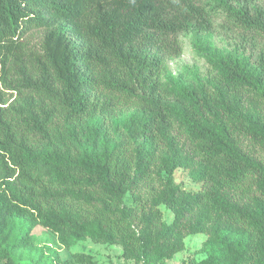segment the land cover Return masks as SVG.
Returning a JSON list of instances; mask_svg holds the SVG:
<instances>
[{"label": "trees", "instance_id": "trees-1", "mask_svg": "<svg viewBox=\"0 0 264 264\" xmlns=\"http://www.w3.org/2000/svg\"><path fill=\"white\" fill-rule=\"evenodd\" d=\"M213 1L257 53L210 45L207 83L166 87L179 33L210 29L200 0H0V264H98L39 250L37 226L65 248L120 245L135 264L199 233L206 257L190 264H264V8ZM131 109L108 136L103 120ZM179 168L198 188L175 182Z\"/></svg>", "mask_w": 264, "mask_h": 264}, {"label": "rangeland", "instance_id": "rangeland-1", "mask_svg": "<svg viewBox=\"0 0 264 264\" xmlns=\"http://www.w3.org/2000/svg\"><path fill=\"white\" fill-rule=\"evenodd\" d=\"M233 5L242 4L245 0H227ZM205 3V8H211L210 20L211 26L209 31H201L199 39L195 38L190 32H181L178 37L182 43L181 53L177 57L166 60L165 70L161 74V81L166 87L171 83L192 85L197 83H207L212 76L213 71L206 60V54L209 52L210 45L219 48L223 52L238 51L254 58L257 53L260 40L253 37L252 34L245 30L239 22L228 14L222 7L216 6L213 0H200ZM249 5L264 8V0H250ZM43 29L35 28L28 31L23 37L22 42L25 44L27 51H39L40 42L43 36ZM199 43L201 49L196 47ZM6 92H10L7 90ZM9 94V93H8ZM133 110H125L122 115H114L113 118L100 117L105 125L106 133L110 137H116L117 132L116 120H122L127 116L133 115ZM245 147L251 148L245 143ZM254 154L264 161V152L258 148L254 149ZM174 180L180 183L184 188L195 189L199 184L194 182L186 170L181 168L174 172ZM130 196L126 197V202L130 204ZM163 213V219L166 223L171 222L172 213L160 206ZM34 245L42 251L46 247L53 248L57 251L60 258L70 257L74 252H84L92 256L98 264H135L133 260L125 259L121 256V246L117 244H106L94 242L87 238L79 241L69 248L58 245L56 236L49 230L40 226L33 230ZM205 233L188 235L184 238V245L181 250L168 259H164L152 264H190L191 260H201L206 257V252L202 246L206 240Z\"/></svg>", "mask_w": 264, "mask_h": 264}]
</instances>
